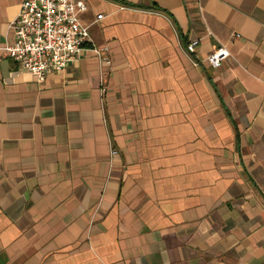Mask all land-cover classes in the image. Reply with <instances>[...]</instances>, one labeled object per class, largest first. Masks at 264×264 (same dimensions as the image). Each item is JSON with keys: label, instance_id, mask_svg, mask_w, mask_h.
Returning <instances> with one entry per match:
<instances>
[{"label": "crops", "instance_id": "1", "mask_svg": "<svg viewBox=\"0 0 264 264\" xmlns=\"http://www.w3.org/2000/svg\"><path fill=\"white\" fill-rule=\"evenodd\" d=\"M21 1L0 0V264H264V0H81L110 62L88 43L41 82L1 49Z\"/></svg>", "mask_w": 264, "mask_h": 264}, {"label": "built area", "instance_id": "2", "mask_svg": "<svg viewBox=\"0 0 264 264\" xmlns=\"http://www.w3.org/2000/svg\"><path fill=\"white\" fill-rule=\"evenodd\" d=\"M85 10L81 0H22L18 15L10 25L13 40L1 46L3 55L38 82L52 72L65 70L88 43L91 52L109 63L107 45L92 43L88 25L80 20V13ZM198 44V39H190L185 42L184 50L193 56ZM228 55V49L219 45L195 63L205 62L218 68Z\"/></svg>", "mask_w": 264, "mask_h": 264}, {"label": "trees", "instance_id": "3", "mask_svg": "<svg viewBox=\"0 0 264 264\" xmlns=\"http://www.w3.org/2000/svg\"><path fill=\"white\" fill-rule=\"evenodd\" d=\"M157 8V7H156ZM158 9V8H157Z\"/></svg>", "mask_w": 264, "mask_h": 264}]
</instances>
